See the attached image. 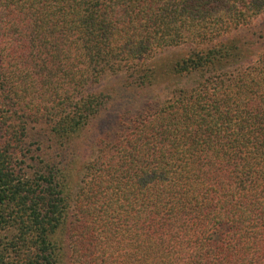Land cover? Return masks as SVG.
<instances>
[{
    "label": "trees",
    "instance_id": "1",
    "mask_svg": "<svg viewBox=\"0 0 264 264\" xmlns=\"http://www.w3.org/2000/svg\"><path fill=\"white\" fill-rule=\"evenodd\" d=\"M0 264H264V0H0Z\"/></svg>",
    "mask_w": 264,
    "mask_h": 264
},
{
    "label": "rangeland",
    "instance_id": "2",
    "mask_svg": "<svg viewBox=\"0 0 264 264\" xmlns=\"http://www.w3.org/2000/svg\"><path fill=\"white\" fill-rule=\"evenodd\" d=\"M185 49L187 48L184 46L171 47L156 53L150 60V63L151 65H158V67L162 69L161 77L154 82L145 95L139 94L138 96H134L131 97L132 99H129V95L125 94V96L122 97V100H120V104L117 105L118 111L116 112V115H121L124 112H137L147 106L159 104L170 95V92L174 88L190 85L194 77H172L171 73H165L168 70L169 64L181 56L182 53L186 51Z\"/></svg>",
    "mask_w": 264,
    "mask_h": 264
}]
</instances>
